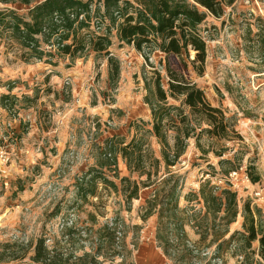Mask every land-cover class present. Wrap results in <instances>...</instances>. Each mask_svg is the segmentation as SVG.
<instances>
[{
	"label": "rangeland",
	"instance_id": "obj_1",
	"mask_svg": "<svg viewBox=\"0 0 264 264\" xmlns=\"http://www.w3.org/2000/svg\"><path fill=\"white\" fill-rule=\"evenodd\" d=\"M97 6L103 11V0H93L92 8ZM5 8H16L23 16L29 10L20 1H0V9ZM107 23L97 28L94 20L91 30L105 33ZM201 28L207 39L204 73L198 74L187 58L185 70L181 58L170 56L169 61L175 70L187 72L211 104L225 110L236 134L219 139L204 133L199 141L196 135L191 137L170 168L184 179L180 208H194L185 214L193 221L185 225L194 226L186 235L191 256L183 246H171L170 255L165 254L156 238L158 211L144 218L146 200L155 186L142 188L139 198L128 199V185L145 176L131 173L119 152L133 138L143 139L144 148L160 159L159 175L166 171L163 145L152 134L151 112V105L157 104L155 69L167 88L165 55L151 52L147 61L133 45L121 42L112 27L109 52L121 65L113 84L107 56L89 47L72 58L44 45L53 55L25 62L20 50L9 47L6 38L0 40V96L9 93L10 83V94L17 97L10 108L0 103V264L29 261L40 237L51 249L58 246L76 257L91 253L97 264H218L219 260L242 264L246 255L253 256V264H264L258 242L245 249L239 234L220 249L210 242L211 235L202 240L196 227L200 216L191 213L200 208L196 194L203 182L228 187L232 185L230 171L244 167L248 174L249 166H254V173L260 175L258 182L248 174L250 181L239 177V187H229L238 194L239 211L230 227L240 222L225 238L245 232L247 201L253 209L260 208L264 227V0H237L221 17L209 14ZM190 54L193 58L195 52ZM169 103L181 105L179 99L169 98ZM110 152L116 165L112 161L110 167H100ZM92 167L101 172L95 195L86 191L94 176L89 171ZM103 178L115 182L117 188L106 185ZM188 198L193 200L188 202ZM106 225L115 229L112 243L104 231ZM173 233L171 238L176 237ZM103 238L97 253L98 240Z\"/></svg>",
	"mask_w": 264,
	"mask_h": 264
},
{
	"label": "trees",
	"instance_id": "obj_2",
	"mask_svg": "<svg viewBox=\"0 0 264 264\" xmlns=\"http://www.w3.org/2000/svg\"><path fill=\"white\" fill-rule=\"evenodd\" d=\"M5 4L20 1L29 7L26 16L20 15L16 8L0 9V40L4 37L12 49L20 50V57L25 62L43 59L53 55L44 47H55L57 53L72 58L83 54L88 47L104 53L108 59L110 81L115 84L121 71L120 61L110 55L112 45L110 31L115 27L121 42L133 45L150 61L151 52L165 55L167 71V88L162 83L160 72L155 69V93L157 104H152L153 128L152 134L163 145V160L165 173L159 175L160 159L152 157L146 150L143 139L133 138L128 144L121 146L119 152L126 161L131 173L137 172L145 180L128 185L126 197L139 198L142 188L155 186L154 192L147 201L144 218L158 211V228L156 238L164 247L166 255H170L171 246H183L191 256L193 250L188 246L185 232L186 213L194 208L181 209V197L184 179L170 170L182 156L188 146V139L196 135L199 141L201 134L214 138H231L236 134L231 118L220 106L210 103L204 90L187 76V72L177 71L169 61L170 56L181 58L184 70L187 69V58L200 75L204 73L207 59V39L201 25L209 14L221 17L226 8L237 0H103V11L100 6L92 8L93 0H0ZM95 20L97 28L106 21L105 33L91 30ZM147 49V53L145 52ZM191 51L194 57L190 58ZM162 62V60H161ZM8 94L0 96L3 107L10 108L17 97L10 94L13 86L8 84ZM31 101L30 97L25 96ZM169 98L179 99L180 106L169 103ZM183 107L188 108V112ZM195 122V123H194ZM197 123V124H196ZM206 124L207 127H202ZM199 125V126H198ZM200 129L197 133V129ZM172 140V144L170 143ZM112 145H110L111 147ZM114 150V147L110 151ZM105 154L100 167L116 165L117 159L110 152ZM223 154H219L222 156ZM222 162V161H221ZM254 166H249L248 174L253 182L260 180V175L254 173ZM94 176L90 179L87 194L97 192V179L101 173L99 168L89 169ZM106 185L117 188L113 181L103 178ZM122 180L130 179L123 177ZM80 189V186H79ZM83 189V188H82ZM221 189L220 191H216ZM86 194V195H87ZM196 197L202 200L205 211L191 212L197 220L196 227L201 232V239L212 235L211 243H216L220 249L224 244H231L236 235L241 236L240 243L245 249H251L258 242V255L264 263V227L261 224L260 208L253 209L250 202L244 204L243 228L245 232H234L228 238L229 226L238 216V194L229 187L212 186L210 181L203 182ZM188 201L193 199L188 198ZM159 207V208H157ZM72 226L70 229H73ZM161 228V229H159ZM166 229L167 233H162ZM106 236L112 243L115 241V229L105 226ZM176 237L171 238V233ZM97 250H100L104 238L98 240ZM99 253V252H97ZM96 256L84 253L80 257L62 252L58 246L50 248L46 239H37L34 254L29 261L17 264H97ZM242 264H253V256L246 255Z\"/></svg>",
	"mask_w": 264,
	"mask_h": 264
},
{
	"label": "built area",
	"instance_id": "obj_3",
	"mask_svg": "<svg viewBox=\"0 0 264 264\" xmlns=\"http://www.w3.org/2000/svg\"><path fill=\"white\" fill-rule=\"evenodd\" d=\"M3 156H4V152H3ZM239 177L245 178L246 180L250 181L249 180V177H248V174L246 173L245 168L244 167H241L239 170H233V171H230L228 173V179H230L231 182H232V185H230L228 187H230V188L233 187L234 189H236L237 187H239ZM221 182H222V180H220V183ZM224 187H226V186H224ZM256 195H260V192H256ZM190 246L193 249H195L194 248V245L191 242H190ZM195 251H197V250L195 249ZM218 264H221V261L220 260L218 261Z\"/></svg>",
	"mask_w": 264,
	"mask_h": 264
},
{
	"label": "crops",
	"instance_id": "obj_4",
	"mask_svg": "<svg viewBox=\"0 0 264 264\" xmlns=\"http://www.w3.org/2000/svg\"><path fill=\"white\" fill-rule=\"evenodd\" d=\"M198 200H197V205L198 206H200V208L198 209V210H200L202 213H204V211H205V208H204V205H203V202H202V200L200 199V197L199 198H197ZM183 200H185V199H183ZM189 202V201H188ZM193 207V205H191V208ZM187 208V207H186ZM240 222V220L238 219L237 220V225H238V223ZM237 225H236V223H235V225L233 226V229L231 228V230H230V228H229V232L231 231H235L236 229H237ZM191 226V227H190ZM193 228H194V226H192V225H185V232H186V235H188V232L190 231V229L193 231ZM211 239H212V235H211Z\"/></svg>",
	"mask_w": 264,
	"mask_h": 264
}]
</instances>
